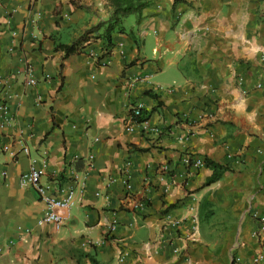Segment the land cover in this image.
<instances>
[{
    "label": "crops",
    "instance_id": "0c3cea01",
    "mask_svg": "<svg viewBox=\"0 0 264 264\" xmlns=\"http://www.w3.org/2000/svg\"><path fill=\"white\" fill-rule=\"evenodd\" d=\"M0 1V264L264 255V0H147L109 50L100 29L68 55L109 0ZM137 102L159 134L132 122ZM208 162L224 168L209 184ZM31 165L50 194L76 192L58 228L20 185Z\"/></svg>",
    "mask_w": 264,
    "mask_h": 264
},
{
    "label": "built area",
    "instance_id": "2783aa9c",
    "mask_svg": "<svg viewBox=\"0 0 264 264\" xmlns=\"http://www.w3.org/2000/svg\"><path fill=\"white\" fill-rule=\"evenodd\" d=\"M1 2V1H0ZM13 35L15 33L13 32ZM27 83L30 85L36 84V79L29 75L27 77ZM3 113H4V121L7 123H12L13 118L9 114L7 107L3 106ZM144 105L140 102L134 103L130 107V117L134 124L142 125L143 131L147 133L152 134H159L160 128H158L156 125H152L149 122H147V117L144 115ZM137 119H141L138 120ZM8 146L4 145L0 147V151L7 150ZM189 162H192L194 166H201L203 164V161L199 158H196L195 160H192L191 157L187 158ZM130 163H127L126 167L123 169L125 176L123 180V184L127 190L131 188V184L128 181L127 176V169L128 165ZM6 174L5 171H0V178L4 177ZM40 176H41V170L37 169L34 165H31L28 171L22 173L19 178V182L21 186H31L33 187L39 194L40 198L43 200V202L46 205V209L43 213V216L41 218V221L44 223H51L56 228L60 227L66 220L67 216L69 215V211L71 206L75 202V196L76 192L74 190H67L65 191L64 195L62 196H56L49 193L48 186H45L40 183ZM259 222L261 224V227L259 229H264V215L258 216ZM116 219L112 220L111 223V229L115 227ZM125 259L123 253L119 255L118 260L123 261ZM264 259V255L262 252H259L257 255L253 256L251 259V264H262V261ZM235 260H239V257H236Z\"/></svg>",
    "mask_w": 264,
    "mask_h": 264
},
{
    "label": "trees",
    "instance_id": "16d2710c",
    "mask_svg": "<svg viewBox=\"0 0 264 264\" xmlns=\"http://www.w3.org/2000/svg\"><path fill=\"white\" fill-rule=\"evenodd\" d=\"M178 2H180V0H174L173 6ZM109 4L112 6V13L107 21L99 22L70 43L60 44L58 47L62 49L66 55L71 54L79 48L82 42L88 39V34H90V32H98L102 29L99 36L104 40V48L109 50L112 45V34L114 32L124 31L122 26L123 19L129 14H137L138 17H140L142 9L148 5V2L147 0H109ZM138 120L141 119H137V121ZM208 165L211 166L213 172L211 176L208 177L206 181L207 184L216 181L224 170V168L217 163L208 162Z\"/></svg>",
    "mask_w": 264,
    "mask_h": 264
}]
</instances>
